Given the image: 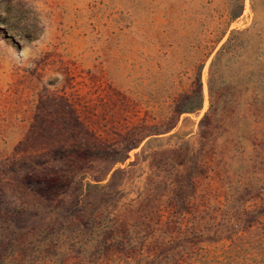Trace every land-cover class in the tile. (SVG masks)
Segmentation results:
<instances>
[{
  "label": "rangeland",
  "instance_id": "obj_1",
  "mask_svg": "<svg viewBox=\"0 0 264 264\" xmlns=\"http://www.w3.org/2000/svg\"><path fill=\"white\" fill-rule=\"evenodd\" d=\"M0 264H264V0H0Z\"/></svg>",
  "mask_w": 264,
  "mask_h": 264
},
{
  "label": "trees",
  "instance_id": "obj_2",
  "mask_svg": "<svg viewBox=\"0 0 264 264\" xmlns=\"http://www.w3.org/2000/svg\"><path fill=\"white\" fill-rule=\"evenodd\" d=\"M254 7V4H253V1H252V8ZM242 14V5L238 7V10L233 12L231 15H230V18L235 20L237 18H239ZM225 35V32L223 33V36L220 38V40L217 42L219 43L221 41V39L224 37ZM231 45V38L229 37L227 39V41L222 45L220 51H223L225 49H228ZM193 100H195V105H191L190 107H187L186 109H184L183 112H186V113H192L196 110H199L200 107H201V101H202V96H201V92H200V88L195 91V94L193 96Z\"/></svg>",
  "mask_w": 264,
  "mask_h": 264
},
{
  "label": "bare ground",
  "instance_id": "obj_3",
  "mask_svg": "<svg viewBox=\"0 0 264 264\" xmlns=\"http://www.w3.org/2000/svg\"><path fill=\"white\" fill-rule=\"evenodd\" d=\"M246 4H247V3H246ZM207 65H208V64H207ZM204 87H205V86H204ZM204 87H203V88H204Z\"/></svg>",
  "mask_w": 264,
  "mask_h": 264
}]
</instances>
